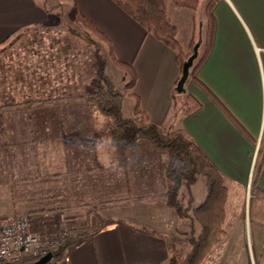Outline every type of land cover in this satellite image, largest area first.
<instances>
[{
    "label": "crops",
    "instance_id": "crops-1",
    "mask_svg": "<svg viewBox=\"0 0 264 264\" xmlns=\"http://www.w3.org/2000/svg\"><path fill=\"white\" fill-rule=\"evenodd\" d=\"M68 2L73 12L105 37L115 58L132 67L136 75L132 93L139 98L149 122L171 133L181 132L222 174L228 191L226 222L232 193L238 192L243 206V194L254 174L256 148L264 140V0H218L212 11L209 54L195 81L189 77L180 94L175 92L180 70L171 49L147 34L111 0ZM50 15L51 10L39 0H0V55L12 51L18 58L9 61V67L21 68L14 80L19 89L0 95V105L36 94L79 96L87 90L90 76L86 73L74 75L68 84L76 85L70 88L62 79L57 81L39 67L31 71L28 66L32 64L28 49L34 47L32 41L21 42ZM168 16L184 52L190 51L194 35L202 41L203 28L196 23L194 12L168 8ZM56 44L63 52L65 47ZM43 48L40 44L33 56L41 58ZM0 68L6 64L0 63ZM172 98L177 102L175 111L171 110ZM186 98L192 99L197 109L182 115ZM73 103L64 100L0 111V222L30 214L41 223L59 222L71 230L87 222L83 209L71 207L141 195L163 199L166 155L145 142L120 150L105 132L108 120L81 101ZM135 164L142 173L138 179L132 170ZM100 178L104 189L97 184ZM197 182L191 187L193 206L205 197L204 192L197 202ZM255 187L264 192V165ZM258 197L264 198V194ZM159 205L151 226L143 220L112 224L69 248L62 260L49 264H171L168 235L157 226L173 227L179 219L164 203ZM160 214L166 216L164 220Z\"/></svg>",
    "mask_w": 264,
    "mask_h": 264
},
{
    "label": "trees",
    "instance_id": "trees-1",
    "mask_svg": "<svg viewBox=\"0 0 264 264\" xmlns=\"http://www.w3.org/2000/svg\"><path fill=\"white\" fill-rule=\"evenodd\" d=\"M127 16L140 25L147 34L171 49L176 58V63L181 71L183 63L192 53V48L198 40L195 35L190 41V51L184 52L177 38V29L171 23L168 16V8L187 9L196 14V23L203 28L202 41L200 45L201 53L193 63L189 72V77H194L205 58L209 54L213 36V16L212 11L218 0H111ZM79 22L83 23L86 29L100 38L107 41L105 37L94 26L83 18L79 13H75ZM195 23V28H196ZM108 44V41H107ZM100 55V54H99ZM110 61L114 66L123 72L129 79L123 86L129 90L127 96L134 98L132 116L123 118L122 98L124 95L115 88L112 80L106 74H100L88 78L87 90L77 96L74 94H61L60 96L34 95L25 97L22 101H6L0 105V111L17 108H38L52 105L60 101H81L85 106L95 109L97 114L108 120L109 137L115 142L120 150H130L136 148L140 142L149 144L152 148L164 153L167 163L164 170L167 190L164 193L166 205L177 218L188 220L190 223L189 251L181 262L171 259V264H201L206 255L214 246L219 244L225 236L223 224L226 219L225 206L227 203V187L222 174L209 162L207 157L200 151L197 145L185 137L181 132L171 133L148 121L147 116L141 109L139 99L132 94L136 82V75L130 65L118 61L112 50L109 51ZM104 66V59L102 58ZM128 81V82H127ZM190 98V97H187ZM186 98V99H187ZM187 104L191 106L186 110V114L197 109V104L192 99H187ZM185 114V115H186ZM259 158V168L252 177L253 198H259L264 192L256 188V179L264 165V140L260 141L257 149L256 161ZM201 176L205 185V197L197 206H193L191 187ZM264 200V198H259ZM258 199V200H259ZM257 201V200H256ZM91 206V205H90ZM98 210L95 205L90 207ZM88 211L87 213H89ZM90 214V213H89ZM98 222L93 225H79L70 231L68 238L58 247L53 261L62 260L67 250L81 241L91 239L100 232L109 219L103 220L97 217Z\"/></svg>",
    "mask_w": 264,
    "mask_h": 264
},
{
    "label": "rangeland",
    "instance_id": "rangeland-1",
    "mask_svg": "<svg viewBox=\"0 0 264 264\" xmlns=\"http://www.w3.org/2000/svg\"><path fill=\"white\" fill-rule=\"evenodd\" d=\"M39 1H41L48 10H51L52 15L49 16L44 24L36 26L38 28L37 31L31 32L29 36L26 35L21 42V45H25L26 43H30L29 41H32L34 47L28 49L30 52V63H32L28 65L30 70L35 71V68L39 67V71H44L47 75L52 76L53 79H57V81L62 79V83L66 84V86H70V88H73L76 85V82L68 84L69 81H73L74 75L81 77V74L85 75L86 73V77H91V75L98 76L99 73L106 74L112 78L117 88L121 87L118 88V90L124 95L122 98L123 118L131 116L135 101L133 97L127 96L129 90H125L123 87L126 80L129 79V76L126 77L125 80L123 72L116 68L113 62L108 59L109 51L111 50L109 43L107 44V41L105 42L103 39L100 40L98 36L92 33L89 29H86L83 23L79 22L78 18L73 14L71 2H68L69 0ZM56 42L65 47L62 49L64 50L63 52H60V46L57 48L53 45L56 44ZM40 44L44 47V50L40 51L41 58L36 55L33 56L32 54L34 50L39 49ZM49 45H52L51 47L53 48H48ZM22 51L24 50L22 49ZM12 54V51H6L0 55V63L4 62L6 64V68H0V95L2 97H5L4 95L9 91L12 92L20 87L19 84L14 82V80L17 79L21 68L16 70L15 67H9L11 64L8 63L13 59L17 60L18 58ZM102 58L104 59V66ZM35 63L36 66L33 67ZM47 65H49L50 68H48ZM68 70L70 72L65 73L68 72ZM189 79L195 81L193 76ZM77 100H71L70 102L77 104V102H80ZM190 106L191 105L186 102L184 104L182 103V115L186 114L185 111H188V107ZM176 109L177 102L172 98L171 110L175 111ZM95 118L98 117L95 116ZM95 123L96 120H94V124ZM109 126L110 124L108 127H105V132L108 135ZM256 154L257 153H255L254 173L259 168V158H257L256 161ZM134 167L135 168H132V170L134 171V176L138 179L142 173L139 170V166H136L135 164ZM97 175L99 176V174ZM102 180L100 178L98 180L100 182L97 184L100 183L99 186L104 189ZM140 183L143 184L144 182ZM253 189V181L250 179L247 189H245V193L243 194V199L245 198V200H243V206L240 205L237 191V193H232V195H230L231 202L227 208V220L224 222L225 224H223L225 236L219 244L212 248L201 264H264V200H254ZM198 190L201 192H198ZM204 192V181L203 178L199 176L195 187V194L198 196L197 202H201ZM199 193L201 194L200 197ZM154 198L156 197L151 195L131 196L120 200L98 201L91 204H82L76 207H71L70 210L83 209V211L86 212L84 218L87 222H84L83 225H95L98 222V217V219L102 218L103 220H110L107 221V224L104 227L119 222L137 224L140 223L141 220H143L144 225L148 226L157 217L159 212L157 210H159L158 208L160 206L159 204L164 203L168 208L164 194L162 195V200H155ZM161 201L163 202L161 203ZM92 205H95L97 210L99 209L96 215L95 211L90 208ZM196 205L197 203L194 206ZM168 210L173 212L170 208H168ZM88 211H90V214L87 213ZM24 215L27 214H17L12 218ZM161 217L162 220H164L163 217L166 216L161 215ZM178 221L179 222L173 227L166 226L163 223L160 226H157L159 231L167 233L168 235L167 238L171 251V258H169L170 263L172 257L177 262H181L190 249L187 241L189 237L183 235L184 233L187 234L189 232L190 223L188 220L179 219ZM35 224H38L35 225L36 228L40 227L39 220H35ZM56 225L59 228L66 230L68 236L70 231L75 228L74 227L71 230L64 227L62 228L59 222L49 223L47 226H53V229H55Z\"/></svg>",
    "mask_w": 264,
    "mask_h": 264
},
{
    "label": "built area",
    "instance_id": "built-area-1",
    "mask_svg": "<svg viewBox=\"0 0 264 264\" xmlns=\"http://www.w3.org/2000/svg\"><path fill=\"white\" fill-rule=\"evenodd\" d=\"M258 147V146H257ZM30 214L0 222V262L24 264L46 254L55 256L58 247L68 238V232L40 222Z\"/></svg>",
    "mask_w": 264,
    "mask_h": 264
},
{
    "label": "water",
    "instance_id": "water-1",
    "mask_svg": "<svg viewBox=\"0 0 264 264\" xmlns=\"http://www.w3.org/2000/svg\"><path fill=\"white\" fill-rule=\"evenodd\" d=\"M200 45H201V38H199L197 40V42L195 43V45L192 48L191 55L187 58V60L182 65V68L180 71V77H179V79L176 83V87H175V92L178 94L184 93V91H185L184 85L189 78L190 69L192 68L193 63L198 56V50H199ZM257 149L258 148H256V150ZM52 260H53V256L51 254H46L45 256L39 258L36 261L28 262V263H24V264H49ZM0 264H1V262H0Z\"/></svg>",
    "mask_w": 264,
    "mask_h": 264
}]
</instances>
